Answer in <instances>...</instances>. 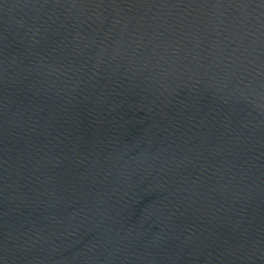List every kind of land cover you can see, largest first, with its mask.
Here are the masks:
<instances>
[{
  "label": "water",
  "instance_id": "1",
  "mask_svg": "<svg viewBox=\"0 0 264 264\" xmlns=\"http://www.w3.org/2000/svg\"><path fill=\"white\" fill-rule=\"evenodd\" d=\"M0 264H264V0H0Z\"/></svg>",
  "mask_w": 264,
  "mask_h": 264
}]
</instances>
